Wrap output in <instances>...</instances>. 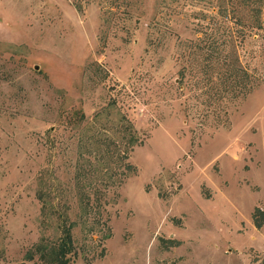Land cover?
Masks as SVG:
<instances>
[{"label": "rangeland", "instance_id": "374dc122", "mask_svg": "<svg viewBox=\"0 0 264 264\" xmlns=\"http://www.w3.org/2000/svg\"><path fill=\"white\" fill-rule=\"evenodd\" d=\"M97 2L0 0V264H46L62 224L69 264L263 258L264 2L237 53L252 89L222 102L178 48L218 0H127L106 20Z\"/></svg>", "mask_w": 264, "mask_h": 264}, {"label": "trees", "instance_id": "16d2710c", "mask_svg": "<svg viewBox=\"0 0 264 264\" xmlns=\"http://www.w3.org/2000/svg\"><path fill=\"white\" fill-rule=\"evenodd\" d=\"M104 1L108 2V7L103 8L99 0L97 6L100 15L106 17L105 20L115 14H129L127 0ZM263 2L264 0H218L204 12L188 15L193 19L191 23L195 38L178 42V48L182 52L186 51L188 56L191 55L193 66L200 68L201 72L207 75L215 101L241 99L252 89L251 77L240 65L237 53L250 36L252 28L257 31L255 33L261 35L263 27L259 22V15ZM74 8L77 12L81 10L78 4L74 5ZM244 13L255 22L247 23ZM125 127L128 128L127 125ZM123 159L125 161L126 156H123ZM122 166V178L135 173L134 166L127 162H123ZM250 217L255 229L264 226V213L259 208H254ZM70 230V224H62L61 237L56 247L49 251L42 247L44 251L37 253L38 259L46 264H69L67 256L73 252ZM160 244L164 250L179 246V242L174 240H160ZM39 246L35 245V254L37 249H40ZM251 262L264 264V257L259 260L254 258Z\"/></svg>", "mask_w": 264, "mask_h": 264}]
</instances>
